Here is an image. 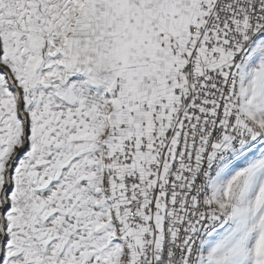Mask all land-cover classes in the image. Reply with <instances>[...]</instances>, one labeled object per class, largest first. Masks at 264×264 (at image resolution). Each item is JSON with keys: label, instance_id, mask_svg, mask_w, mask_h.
I'll use <instances>...</instances> for the list:
<instances>
[{"label": "snow or ice", "instance_id": "6c2138e0", "mask_svg": "<svg viewBox=\"0 0 264 264\" xmlns=\"http://www.w3.org/2000/svg\"><path fill=\"white\" fill-rule=\"evenodd\" d=\"M0 264H264V0H0Z\"/></svg>", "mask_w": 264, "mask_h": 264}]
</instances>
